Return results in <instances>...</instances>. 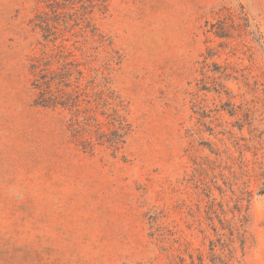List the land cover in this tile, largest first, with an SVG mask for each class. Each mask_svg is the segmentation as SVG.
<instances>
[{"label": "rangeland", "instance_id": "obj_1", "mask_svg": "<svg viewBox=\"0 0 264 264\" xmlns=\"http://www.w3.org/2000/svg\"><path fill=\"white\" fill-rule=\"evenodd\" d=\"M0 264H264V0H0Z\"/></svg>", "mask_w": 264, "mask_h": 264}, {"label": "trees", "instance_id": "obj_2", "mask_svg": "<svg viewBox=\"0 0 264 264\" xmlns=\"http://www.w3.org/2000/svg\"><path fill=\"white\" fill-rule=\"evenodd\" d=\"M49 35H46V38H48ZM45 66H47V62L44 63L43 59H38L36 60L33 65H32V70L34 72V74L36 75V80L34 82V87L37 91H39L40 94V100L41 103H38L42 106H46L44 105L45 101H49L51 102L53 105H58V97H55L54 95H50L47 97V95L49 94L48 89L50 88L48 85V81L47 78L48 76L45 73ZM242 222V221H241ZM231 231V235L234 237V239L236 241H238L242 247V249H244V245H245V235L243 233V229H242V225L239 226H235V228L231 227L230 229ZM234 244V240L232 241Z\"/></svg>", "mask_w": 264, "mask_h": 264}]
</instances>
